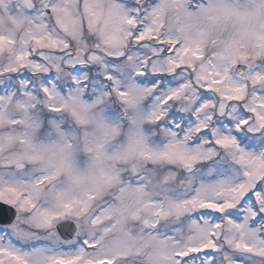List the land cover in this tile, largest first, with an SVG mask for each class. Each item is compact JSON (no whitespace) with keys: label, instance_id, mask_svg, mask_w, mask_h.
Wrapping results in <instances>:
<instances>
[{"label":"snow or ice","instance_id":"6c2138e0","mask_svg":"<svg viewBox=\"0 0 264 264\" xmlns=\"http://www.w3.org/2000/svg\"><path fill=\"white\" fill-rule=\"evenodd\" d=\"M37 2L16 0L13 12L0 0L7 13L0 12V27H7V35L0 31V58L7 57L0 66V167L40 165L36 176L0 174V264H122L132 256H143L145 264H264V147H252L264 143V0H156L149 22L134 36L150 55L132 52L115 65L95 54L51 55L68 45L47 30V15L66 31L71 26L78 38L70 0ZM92 15L93 23L111 25L108 43L116 48L122 47L121 26H136L134 16L116 7ZM90 63L101 64V76L90 75ZM65 77L66 88L60 83ZM189 89L201 103L188 117L193 123L184 138L168 130L171 139L162 150L148 148L144 120L164 119L167 105ZM150 93L146 114L140 106ZM117 101L130 122L128 144L109 155L106 147L120 126L105 108ZM64 118L74 128L65 131ZM45 122L57 137L51 142L38 140ZM193 132L215 148H190ZM17 144L20 151H13ZM81 145L90 155L83 170L75 161ZM217 149L230 167L207 168L211 180L189 176L178 194L164 187L175 180L173 173L158 185L145 175L131 184L115 167L121 159L150 156L191 172L214 160ZM60 176L63 188L55 186ZM114 188V202L91 214L93 203ZM65 217L75 220V229L59 223ZM133 222L141 224L139 233L129 230ZM162 222L175 227L153 234Z\"/></svg>","mask_w":264,"mask_h":264},{"label":"clouds","instance_id":"9594fccd","mask_svg":"<svg viewBox=\"0 0 264 264\" xmlns=\"http://www.w3.org/2000/svg\"><path fill=\"white\" fill-rule=\"evenodd\" d=\"M52 2H58V0H52ZM156 0H70V12L71 20L74 23L75 29L78 33V38H73L71 35V26L68 31L64 30L57 23L54 15L49 14L45 19L47 25V30L53 33L59 40L66 42L67 49H62L60 51H53L51 55L67 58V55L71 53L73 56L76 54H82L83 56H88L95 54L99 56L104 64L115 65L117 63L123 64L126 62L127 56L135 52L139 57H147L150 55L148 48L143 44H136L134 42V36L137 34V30H143L145 24L149 21L147 19V11L154 5ZM239 3L243 4L245 0H238ZM37 7H39V0L37 2ZM113 7L119 8L128 15L134 16L136 18L135 28L122 25V31L119 33L121 38L122 47L116 48L108 43V38L112 34L111 25H106L103 20L97 23H93V12H101L107 14L109 10ZM139 9V13H137ZM0 31L7 35V27H0ZM167 31V23L165 28L162 30ZM127 33H132V35H127ZM23 34V31L17 33V39ZM149 47H159L155 42H150ZM118 51H123L124 56L117 58ZM211 49L208 50L210 55ZM39 56V53H35ZM251 55V50L249 51ZM264 59V58H262ZM7 64V57L0 58V66ZM88 68L91 69L90 75L93 77H99L102 73V68L100 63H90ZM151 72V69H148ZM23 75V73H21ZM191 74L189 73V76ZM62 87H67L70 80L65 77L61 81ZM147 84V81H144ZM91 90L89 89L88 95H91ZM185 97H191V100H186ZM154 96L149 94L145 96L141 103V110L144 113H148L152 110ZM198 101L196 96L193 95L191 89L186 90L184 95L178 99L171 101L166 107L165 118L155 122L149 119H145L140 130L146 139V145L150 149L162 150L164 146L170 141L171 136L168 134V130L176 132L177 137L183 139L186 130L189 125L193 123L188 117L194 114V109L198 107ZM171 113L169 118L167 113ZM105 116L109 119L116 120L120 126L119 134L115 136L107 145L106 151L109 155L113 153H119L124 150L128 144L130 122L125 118L124 107L119 104V102H109L105 108ZM185 125V129L181 130L175 125ZM171 126V127H170ZM74 128V123L70 118H64L63 129L65 131ZM5 129L4 131H6ZM242 135V134H241ZM55 132L47 126V123L42 126L38 133V140L40 142H51L55 140ZM207 137L198 136L196 133H189L187 145L190 148H215V145L207 143ZM252 147L259 149L264 147V143L259 141L253 142ZM13 151H20V145H16ZM76 166L83 170L89 167L90 155L83 151L82 145L80 150L76 153L75 157ZM109 163H112L109 161ZM217 166L223 170H227L230 167L229 157L227 154L221 150L217 149V156L214 160L207 163H197L193 170L189 172L185 167L174 160L160 158H151L150 156L143 157H131L128 159H121L115 162V167L120 172L121 180L124 183L135 184L141 175L150 177L154 185L160 184L162 178L168 173H173L175 175V180L164 187L171 190L173 194H178L183 190V181H185L189 176L196 177L197 179H215V177H208L205 175L207 168ZM40 165L38 163L25 162L24 167L21 171H17L15 168H4L0 167V174L7 176L8 174H15L16 176L27 177L29 174L36 176L39 175L38 171ZM55 186L57 188H63L65 186V177L60 176L57 178ZM117 194V189H110L101 198L93 203L92 213L98 214L101 210L107 207L110 203L114 202V196ZM42 206L52 207L50 201H41ZM59 223H70L75 229V220L72 217H65ZM175 227L171 222H162L153 234L157 232L166 235L170 234L172 229ZM129 230L133 233H139L141 231V224L139 222H133L128 225ZM147 231V230H145ZM39 236L43 237L46 235L45 232H38ZM122 264H145V258L143 256H132L127 260L123 261Z\"/></svg>","mask_w":264,"mask_h":264},{"label":"rangeland","instance_id":"374dc122","mask_svg":"<svg viewBox=\"0 0 264 264\" xmlns=\"http://www.w3.org/2000/svg\"><path fill=\"white\" fill-rule=\"evenodd\" d=\"M7 2H8L9 10L14 12L15 11L16 0H7ZM0 12H3L5 15L7 14L6 12H4V10H0Z\"/></svg>","mask_w":264,"mask_h":264}]
</instances>
